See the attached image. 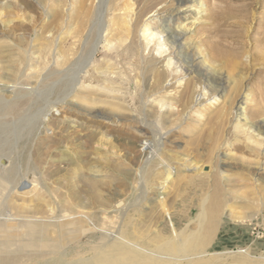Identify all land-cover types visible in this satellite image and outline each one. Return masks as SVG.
<instances>
[{"label":"rangeland","instance_id":"1","mask_svg":"<svg viewBox=\"0 0 264 264\" xmlns=\"http://www.w3.org/2000/svg\"><path fill=\"white\" fill-rule=\"evenodd\" d=\"M177 1L0 0V99H12L1 88L14 82L37 95L5 112L0 100V259L11 230L29 227L11 220L8 233L3 221L22 216L43 234L13 264L89 257L125 229L153 249L201 229L206 264H238L247 248L246 262H264V0H200L178 45L186 75L176 59L153 71L160 42L142 36ZM102 29L77 84L84 100L61 104ZM163 162L174 167L168 181ZM59 237L74 250L64 257L41 245Z\"/></svg>","mask_w":264,"mask_h":264},{"label":"bare ground","instance_id":"2","mask_svg":"<svg viewBox=\"0 0 264 264\" xmlns=\"http://www.w3.org/2000/svg\"><path fill=\"white\" fill-rule=\"evenodd\" d=\"M203 5H204V3L201 2L200 0H178L177 1V7L175 9H173V10L171 9V10L167 11L165 14H162L161 16H159V22H160L159 23V26H160L159 31L149 32L150 28L148 26L142 30V36L145 37L146 40H148L149 42L158 40L160 42L159 43L160 45L157 47L154 57L149 60V62H151V63L148 62L150 64L149 66H152L153 71L154 70H156V71L160 70L161 72H165L168 68L171 67L173 59H176V66L174 67L176 69V71L184 73L183 75H186V73L189 74V69L186 68V65L184 66L179 62V60H180L179 54L182 53V47L178 46L179 40L182 39L183 36H185L186 34H188L192 30L191 29L192 25L196 23L197 19L199 18L200 13H202V11H203V7H204ZM189 21L192 24L188 23ZM152 22H154L153 19L150 20L149 24ZM92 29H90V31H88L87 39L84 42L86 47L91 44V39L94 35L93 34L94 32L92 31ZM103 37H104V34H103V29H102L99 32V34L97 35V39H96L95 43H92L87 57L85 56L86 59L84 61L79 62V63H75L76 64L75 66L73 65V67L76 68L78 70V72L75 76V80L72 82V89L69 93V95H71L70 96L71 98L69 97V99H70L69 100L67 97H65V99L63 100V102H61V104L69 103V104L76 106V105H78L79 101L84 100V96L82 97L80 94H78V91H79L78 88L80 87L79 85H77V84H79V77H80V74H82L81 73L82 70H84V68H86L89 64H91V62L94 58V55L97 52V48H98L99 44L102 43ZM73 38H74V36H73ZM65 56H64V58H65ZM168 57H169V59L166 60ZM67 59H68V57H67ZM63 63H64V60H63ZM95 66H93V67H95ZM96 68H98V67H95V70H96ZM67 69H68V67H67ZM100 70H101V68H100ZM58 72H60V71H58ZM62 74H64V73H62ZM35 75H36V73H35ZM56 75L58 76V74H56ZM59 76H58V78H59ZM45 78H47V77H45ZM37 80L38 79H36V81ZM62 82H64V81L60 79L58 81V85H56V86H58L57 88H59V90H61V86L63 84ZM18 84H16L14 82L13 84H8V85L3 86V87L1 86L2 90H7V91L11 92V94L13 96L12 99H10V100H8V99L3 100L4 98L0 99L2 101L1 104H3V107H1V108L4 109V112H5V110H6L5 108L7 106L11 105L13 107L22 98H24V96H28V94L32 95V96L35 95L36 92H35L34 86L30 87L29 89L27 86H25V87H27L25 90L27 91V89H28L29 93L21 94L22 93L21 91L24 90V88H23L24 86L23 87L20 86L21 84L18 86ZM65 86H67V84ZM68 88H69V86H68ZM63 91H65V90H63ZM63 91H62V95L64 94ZM213 91H216V89H214ZM23 93H24V91H23ZM35 96H37V95H35ZM66 100H69V101H66ZM244 104H245V102L241 101L239 104V107L237 109V116H238L239 120L245 119L244 118V111H242V109L244 108ZM58 108H56V109L53 108V111H57ZM49 114H51V113L49 112ZM0 116L2 117V116H4V114L2 112H0ZM161 165H162V167H164L166 169L165 181H168L173 176L174 167H172L167 162H163V163H161ZM28 179H30V178H28ZM31 181H33V180H31ZM31 183H33V182H30V184ZM165 189H166V185H165V182H163L161 184V186H159V190L155 192L156 193L155 198H156L157 202L161 204L162 208L164 207ZM74 216L75 215H72V216L70 215V217H74ZM77 216L82 217L84 219L86 218L85 220H88V221L90 220V216H88V215H77ZM77 216H75V217H77ZM68 218H69V216H68ZM11 220L12 221H15V220L16 221H22L23 223H28L29 227L24 229V230H19V231H16L14 229L11 230V232H13V235H14V240L10 238L11 240H7L6 244H4L5 246H8L9 250L6 249L5 254L3 253L4 255H3V258L0 259V264H13L15 262V260L17 262V258H18L17 255H20L22 253L30 255L32 253L31 244H37L38 241H40L38 234H40V235L43 234L41 231V228L37 229V230L33 229L34 223H35L33 219L28 218V217H22V216H15L10 220L3 221V224L7 225L6 230L8 233H11V232H9L10 224L12 223ZM198 220L200 221L199 222L200 225H202V223L204 221V216L201 215ZM68 222L69 223L71 222V224L75 223L73 218L72 219L69 218ZM125 231H126V229H125ZM125 231L121 230L120 234L118 236H115V238L109 237L112 239H110V240L106 239L105 241L96 245V247L93 248L94 253H93V255L91 254L92 256H89V257L86 256L85 258L76 259V260L74 259L73 261L63 260V259H60L58 257L59 260H57V262H55L54 264H206L205 257H204L205 255H203V251L201 252V250L204 248L202 246H204L205 243L207 242L206 240H207L208 235H206V236L204 235V237H201V235H199L201 233V229L195 231L190 237H187L186 239H183V240L181 239V235L179 233H177L173 240H167L164 243V245H162V246L159 245V249H153L152 247H150L149 242L151 243V241H147V239L145 237H144L145 238L144 239L142 234L137 235V233L139 231H137V233H134V234H133V232L128 233ZM71 234L72 233H70V235ZM108 234H110V233H108ZM7 239H9V238H7ZM55 239H56L55 240L56 243H54L53 240H52L53 241L52 243L51 242L48 243L47 241H44L41 243V245L49 247L54 252L55 251L58 252L57 254H59L62 257H64L66 254L68 255V252L74 251L73 248L69 247V245H68V247L62 246L60 237L58 238V240H57V238H55ZM13 242H14V246H13ZM0 243H2V242H0ZM62 243H64V242H62ZM157 245H158V243H157ZM15 247L17 250L15 251L16 253H14V255H13L12 250ZM70 248H71V251H70ZM247 249H241L240 251H238V254L236 252L237 255H234V256H236L235 258L238 260V262H237L238 264H243V263L244 264H250L249 262H246L247 260H250V259H248L250 252ZM33 254H32V256H33ZM34 256H36V255L34 254ZM42 260H44V259H42ZM18 263H20V262H18ZM34 264H35V262H34ZM36 264H37V262H36ZM253 264H264V262H262V263L254 262Z\"/></svg>","mask_w":264,"mask_h":264}]
</instances>
